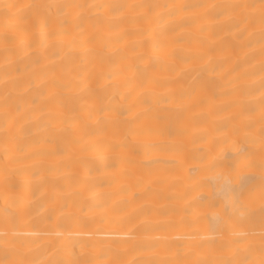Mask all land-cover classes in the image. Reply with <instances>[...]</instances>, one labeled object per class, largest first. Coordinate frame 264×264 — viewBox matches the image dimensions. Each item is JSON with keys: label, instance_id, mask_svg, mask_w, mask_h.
<instances>
[{"label": "bare ground", "instance_id": "obj_1", "mask_svg": "<svg viewBox=\"0 0 264 264\" xmlns=\"http://www.w3.org/2000/svg\"><path fill=\"white\" fill-rule=\"evenodd\" d=\"M0 7V166L8 149L20 175L0 183L5 196L31 202L14 217L0 215L4 239L23 242L28 259L79 264H215L230 252L214 231L217 176L247 217L249 259L260 264L264 208V89L260 87V0H3ZM46 3L65 9L55 33L34 27ZM124 5L115 15L88 5ZM253 5L234 13L199 5ZM172 5H186L176 12ZM55 11V10H53ZM87 55H84V52ZM150 58L147 90L133 69ZM103 70L102 79L90 78ZM91 89V131L80 143L71 128L53 133L41 113L66 116L82 107L76 89ZM138 97V118L109 114L122 94ZM167 96L168 103H154ZM127 108V103L123 105ZM22 116L31 120L26 124ZM96 117L101 123H94ZM134 131V135L130 134ZM128 146L112 152L111 144ZM247 149L241 156L238 149ZM252 161L248 166V161ZM39 183L45 193L34 200ZM13 233L16 235L13 236ZM238 238V237H236ZM0 251V257H3ZM15 254L9 252V259Z\"/></svg>", "mask_w": 264, "mask_h": 264}, {"label": "snow or ice", "instance_id": "obj_2", "mask_svg": "<svg viewBox=\"0 0 264 264\" xmlns=\"http://www.w3.org/2000/svg\"><path fill=\"white\" fill-rule=\"evenodd\" d=\"M0 7L3 8H12L15 7L13 4L3 3V0H0ZM45 9L44 14L37 20L34 27L42 32L55 33L57 26L62 22L61 16H66L67 13L65 9H72L77 7H83L82 5H76L73 3H46L41 6ZM88 7H95L105 14L115 15L120 12L124 5L116 3H99L88 5ZM175 9L176 12H181L186 10L188 6L186 5H172L170 6ZM199 7L207 8H220L222 10L219 14L234 13L237 9L255 7L253 5H239V4H229V5H199ZM55 10V11H53ZM259 23L261 24L260 29V43L261 54L264 55V0H260L259 5ZM87 55L85 51L83 53ZM137 60L143 64V67H137L133 69L134 74L139 73L144 79L142 81L143 86L147 90L148 85L154 84L155 81L147 76L148 65L150 63V58L139 56ZM261 81L260 87L264 89V62L261 63ZM104 76L103 70L93 71L90 73V78L92 79H102ZM75 88L79 99L82 101V107L78 113L73 114L72 116H66L62 113L56 112H42L41 115L45 116L47 119V126L53 133L56 131L64 130L63 127L58 128V125L64 126L67 128L73 129L75 132L80 133L76 138L75 143H80L84 137L90 136L92 133L88 128V124L85 123V119L91 121L94 116V112L89 99L91 96V89L87 84L84 83V80L81 79L77 84H57L53 82L50 85L51 91L44 97L46 103L55 102L57 96L59 95L60 89H71ZM138 97L133 96L131 92H128L127 95L122 94L120 96V101L116 105H110L105 109V118H109V114H112L116 117H125L127 114L128 121L137 119L138 114L134 111ZM169 98L167 96H160L154 100V103H168ZM261 102L264 103V96L261 97ZM127 103V108L125 109L123 105ZM21 118L25 119L26 124H31V120L27 117L22 116ZM264 119V116H262ZM94 123L99 125L101 123L100 118L96 117ZM130 134L134 135V131L130 130ZM264 144V140H262ZM128 145L121 141L120 143L111 144L108 146V149L112 152H115L117 149L127 147ZM247 149L241 146L238 149V153L241 156H245ZM3 155L5 156V162L3 166H0V183H2L6 188L11 187L10 178L12 176L20 175L21 171L18 168L9 167V165L15 163L13 157L10 156L7 148L3 150ZM252 161H248V166H251ZM260 166L262 171H264V159L261 160ZM217 197L220 200L219 205L210 204V207H213L215 211L213 212V219L215 222L214 231L217 232L221 241L222 247L230 252L228 258L220 259L215 262V264H254L248 257L251 254L253 249V243L251 241L250 233L244 232L239 228V225L247 217V210L244 208L243 204L239 200L232 199L229 195L231 192V182L226 177L217 176ZM39 183L35 188L32 189V195L34 200H40L44 197L45 193L40 191ZM5 206L0 209V215H8L11 217L16 216L17 214L26 213L29 210L31 202L25 201L23 198L18 196L8 197L5 196ZM16 234L13 233V236ZM7 236V233H0V251H3L4 256L0 257V264H79L78 261L67 260L60 261L56 259H28V254L23 250V242H18L15 239H4ZM238 237V238H236ZM260 253L264 256V208H262V225L260 232ZM9 252L15 254L14 258H7ZM135 264V261H133ZM193 264H202L201 261H194ZM260 264H264V259H261Z\"/></svg>", "mask_w": 264, "mask_h": 264}]
</instances>
